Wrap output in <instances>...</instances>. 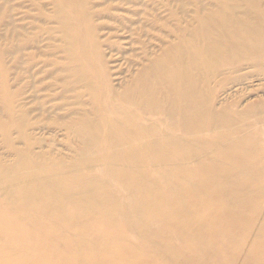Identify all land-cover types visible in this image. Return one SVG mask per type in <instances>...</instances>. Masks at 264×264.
Returning a JSON list of instances; mask_svg holds the SVG:
<instances>
[{"label":"bare ground","instance_id":"bare-ground-1","mask_svg":"<svg viewBox=\"0 0 264 264\" xmlns=\"http://www.w3.org/2000/svg\"><path fill=\"white\" fill-rule=\"evenodd\" d=\"M207 1L187 19L174 0V26L142 7L159 47L138 32L115 82L93 0H53L48 128L57 120L61 145L37 135L46 122L11 79L38 37L0 39V264H264V99L228 100L225 78L264 74V5Z\"/></svg>","mask_w":264,"mask_h":264},{"label":"rangeland","instance_id":"rangeland-1","mask_svg":"<svg viewBox=\"0 0 264 264\" xmlns=\"http://www.w3.org/2000/svg\"><path fill=\"white\" fill-rule=\"evenodd\" d=\"M197 1L209 7L207 0H187V4H189L188 13L190 14L189 17H186L187 19H191L195 15ZM171 3H174V0H93L91 5H94L96 14L99 13V16L95 17V24L99 26L100 36L105 40L106 60L115 82H120L122 76L126 74L130 55L133 52L139 54L142 51V45L135 38L138 32V35L143 36V41L148 42L150 40L149 44L151 47H159H156L157 41L153 38L157 33V29L155 27L153 29L151 20L146 23V26H141L139 22V19L142 18V7H146V12L150 16L151 13L152 15L158 14L164 22L167 21L169 26H174L176 20L170 16ZM262 3L264 5V0H262ZM177 8L178 6H174L173 9ZM53 12V0H9V3H6L5 0H0V39L2 38L1 42L4 43L6 42V34H14L18 44L27 45L32 43V40H28V37L37 36L39 38H37L38 41L35 44L29 45L24 50L22 65L12 70L11 79L17 78L18 73L23 75V79L21 81L18 80L16 89L22 88V101L27 103V108H30L29 120L46 122V126H40L42 128L35 131L37 135L44 138L48 143L52 141L61 145L67 139L64 130H52L57 120L53 121L52 124L54 125H50L51 128H48L49 107H52L55 103V101H49L48 86L51 79L47 74L50 68V57H52L51 46L56 44L55 37L57 33L54 31H57L58 27L56 22L51 19ZM181 12L182 7L180 6L178 13ZM133 22L134 25H132V30L130 31L135 34L132 35L128 31V26ZM146 27L151 29V32H143L142 29ZM147 33L150 34L147 35ZM30 55L35 58V61L34 65L28 69ZM6 62L8 66L13 65L14 57L12 55L7 56ZM262 70H264V66ZM229 75L233 78L231 79L230 77V82L228 81L229 84L226 86L229 89V94L226 95L228 100H239L244 105L251 101L264 99L263 72L259 75L257 68L248 67L234 71L232 74L228 73L225 78L229 79ZM241 79L242 83L239 84ZM27 81H33L35 85L26 83ZM35 89L36 92H34ZM220 96V98H223L225 95L222 94ZM261 144L264 145V137L261 139ZM117 192L120 195V191Z\"/></svg>","mask_w":264,"mask_h":264}]
</instances>
